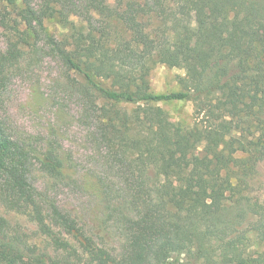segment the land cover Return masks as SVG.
Listing matches in <instances>:
<instances>
[{
    "label": "trees",
    "instance_id": "trees-1",
    "mask_svg": "<svg viewBox=\"0 0 264 264\" xmlns=\"http://www.w3.org/2000/svg\"><path fill=\"white\" fill-rule=\"evenodd\" d=\"M0 6L11 35L0 69V197L28 208L46 243L0 218V264H54L50 251L66 258L55 264H264V250L245 242L247 227L237 228L243 210L257 243L264 241V199L250 189L264 163V0ZM50 19L59 32L51 33ZM41 42L74 73L67 88L80 97L83 120L118 177L79 173L57 131H9L1 114L5 64ZM163 63L186 69L181 89L152 90L151 71ZM173 101L192 102V124L172 120L159 105ZM36 168L90 195V216L32 184ZM111 226L123 235L116 249L104 242Z\"/></svg>",
    "mask_w": 264,
    "mask_h": 264
},
{
    "label": "rangeland",
    "instance_id": "rangeland-1",
    "mask_svg": "<svg viewBox=\"0 0 264 264\" xmlns=\"http://www.w3.org/2000/svg\"><path fill=\"white\" fill-rule=\"evenodd\" d=\"M109 3L115 4V0H109ZM1 9L0 6V16ZM48 25L51 33L61 30L60 25L53 19L49 20ZM10 36L8 29L3 26L0 19V69L3 63L2 56L8 49ZM5 65L8 66L9 75L1 114L12 134L29 137L30 134L57 131L65 151L72 156L79 173L88 172L111 178L121 174L120 171L105 164L103 157L108 149L93 139L96 136L94 127L86 123L81 115V99L71 92L65 83L69 78L74 77V73L66 68L50 46L41 42L36 49L27 50L24 57H20L18 61L13 59ZM185 74V68L170 66L167 63L157 64L151 71V88L155 92L181 89L179 78ZM159 105L168 112L172 120L180 121L185 125L193 123L194 107L191 101H173L159 103ZM94 154L98 157H91ZM30 180L36 187L48 190L55 197L60 198L61 206L69 211L76 209L79 210L80 215L88 217L94 209V199L84 193L76 183L58 185L37 168L30 175ZM241 183L243 191V181ZM250 189L252 196L260 199V202L264 199V163L261 165L258 182ZM240 214L237 228L247 227L243 228L242 233L247 238L245 242L249 245L248 247L252 250H264V241L259 245L254 232L251 231L253 228L251 219L244 217L243 210ZM0 218L7 220L13 228L30 232L34 241L42 247L46 246L45 241H41V237L37 235V226L28 208L10 207L0 197ZM122 236L120 229L111 226L106 230L104 242L109 249H116L121 244ZM65 237L74 242L69 234ZM75 245L78 244L75 243ZM50 252L55 263L66 259L57 252ZM172 262V264H177V261ZM188 264H199V262L191 259Z\"/></svg>",
    "mask_w": 264,
    "mask_h": 264
}]
</instances>
